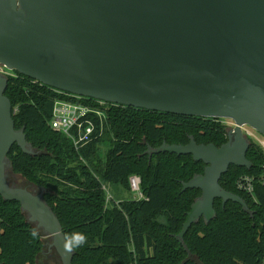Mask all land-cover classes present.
Instances as JSON below:
<instances>
[{"label":"water","instance_id":"95a60500","mask_svg":"<svg viewBox=\"0 0 264 264\" xmlns=\"http://www.w3.org/2000/svg\"><path fill=\"white\" fill-rule=\"evenodd\" d=\"M0 64L52 88L123 106L236 122L228 141L168 144L150 153L190 154L204 172L183 182L199 188L178 239L195 222L216 216L217 198L243 205L222 187L231 165L252 167L241 125L264 135V0H0ZM9 78L0 73V194L16 201L27 221L59 254L66 236L40 191L15 185L8 156L15 144L38 154L16 129ZM14 174V173H13Z\"/></svg>","mask_w":264,"mask_h":264},{"label":"trees","instance_id":"16d2710c","mask_svg":"<svg viewBox=\"0 0 264 264\" xmlns=\"http://www.w3.org/2000/svg\"><path fill=\"white\" fill-rule=\"evenodd\" d=\"M15 72L5 94L16 129H24L38 154H27L15 144L8 154L12 174L46 189L45 199L66 237L87 235V243L74 250L73 264H264V150L257 143L251 142L247 151L251 168L231 165L220 179L224 189L244 198L249 210L217 198L216 216L193 223L182 242L177 237L202 195L199 188L183 190V182L202 174L205 163L190 154L149 149L164 142L188 144L192 137L220 147L228 141L227 125L213 118L116 105L108 112L103 137L77 151L49 123L60 96ZM134 174L141 177L143 198L122 194L131 191L129 177ZM244 175L254 178L253 193L238 188ZM102 183L113 190L108 204ZM43 247L41 230L27 221L20 203L0 194V264H37Z\"/></svg>","mask_w":264,"mask_h":264},{"label":"built area","instance_id":"2783aa9c","mask_svg":"<svg viewBox=\"0 0 264 264\" xmlns=\"http://www.w3.org/2000/svg\"><path fill=\"white\" fill-rule=\"evenodd\" d=\"M0 73L8 78L11 76H17V73L14 70L1 64ZM35 81L40 82L38 80ZM52 89L60 96L54 101L52 116L49 121L50 126L55 131L66 135L77 151L81 150L89 142L103 137L108 122V112L112 107H115L118 104L103 99L66 92L56 88ZM16 111L17 108L15 109V112ZM227 119L229 121H223V118L215 120L222 121V123L227 125L228 129L234 128L236 122L233 119ZM241 129L251 142L257 143L264 150L263 134L248 124L241 125ZM253 179L254 178L249 175L240 177L237 183L238 188L245 192L253 193ZM261 181L264 183V175L262 176ZM129 185L134 198L139 199L144 197L141 189V177L139 175H131L129 177ZM102 188L106 193V201L108 204L114 199L111 192V186L110 184L102 183Z\"/></svg>","mask_w":264,"mask_h":264},{"label":"rangeland","instance_id":"374dc122","mask_svg":"<svg viewBox=\"0 0 264 264\" xmlns=\"http://www.w3.org/2000/svg\"><path fill=\"white\" fill-rule=\"evenodd\" d=\"M223 121H229L227 118H223ZM102 150L105 152L107 150V146L106 145H102ZM10 181L11 183L15 184V185H20V186H25L28 187L31 190H35L37 192L40 191V188L28 183L24 178L20 177V176H14L13 174H10ZM122 191L123 196H133L131 191ZM111 192L113 194V190L111 187ZM114 197V194H113ZM34 225V224H33ZM43 240H44V247L43 250L41 252V254L38 256L37 259V264H62L61 258L59 256V254L57 253V251L55 250L54 247L51 246L52 243V239L45 237L43 235Z\"/></svg>","mask_w":264,"mask_h":264},{"label":"clouds","instance_id":"9594fccd","mask_svg":"<svg viewBox=\"0 0 264 264\" xmlns=\"http://www.w3.org/2000/svg\"><path fill=\"white\" fill-rule=\"evenodd\" d=\"M33 238L39 236V232L36 229H33L31 232ZM88 237L83 232H73L66 237L65 251L71 253L75 249H78L87 243Z\"/></svg>","mask_w":264,"mask_h":264},{"label":"flooded vegetation","instance_id":"af4514ba","mask_svg":"<svg viewBox=\"0 0 264 264\" xmlns=\"http://www.w3.org/2000/svg\"><path fill=\"white\" fill-rule=\"evenodd\" d=\"M228 131H229V129H228Z\"/></svg>","mask_w":264,"mask_h":264}]
</instances>
